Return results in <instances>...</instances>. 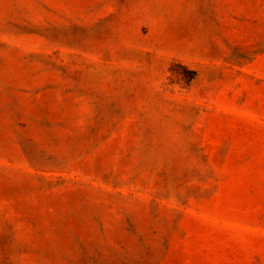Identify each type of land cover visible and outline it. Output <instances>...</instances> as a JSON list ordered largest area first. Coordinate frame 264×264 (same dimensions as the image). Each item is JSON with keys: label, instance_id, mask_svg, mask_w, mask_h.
I'll return each instance as SVG.
<instances>
[{"label": "rangeland", "instance_id": "rangeland-1", "mask_svg": "<svg viewBox=\"0 0 264 264\" xmlns=\"http://www.w3.org/2000/svg\"><path fill=\"white\" fill-rule=\"evenodd\" d=\"M0 264H264V0H0Z\"/></svg>", "mask_w": 264, "mask_h": 264}]
</instances>
